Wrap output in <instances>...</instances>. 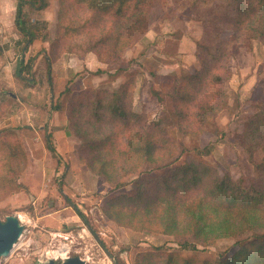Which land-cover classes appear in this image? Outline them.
Masks as SVG:
<instances>
[{"label":"trees","instance_id":"16d2710c","mask_svg":"<svg viewBox=\"0 0 264 264\" xmlns=\"http://www.w3.org/2000/svg\"><path fill=\"white\" fill-rule=\"evenodd\" d=\"M60 1L56 32L50 42V56L46 57L49 84L51 61L63 54L84 57L93 53L108 68L113 66L119 72L124 70L123 50L144 37L153 20L162 22L188 12L189 19L201 24L194 50L199 69L174 77L165 90L151 91L160 103L165 98L172 103L171 115L164 111L151 119L144 112L134 111L132 77L114 89L62 91L68 96V128L79 140V156L92 168L99 163L97 173L112 189L124 187L121 178L137 174L141 163L167 155L164 167L139 173L132 193H122L103 205L105 215L124 227L141 230L145 225L161 224L162 232L175 238L177 249L154 247L138 253L135 264H264V158L253 161L255 153H264V97L240 135L241 145L253 163V176L234 179L229 173L221 175L195 157L176 165L180 143L177 145L172 137V133L184 137L203 131L219 134L216 118L228 108L231 73L227 66L232 50L252 40L264 45V0ZM26 6L40 11L46 8L47 1L16 0L14 24L20 34L16 44L22 55L19 77L32 69L33 59L25 61L23 56L37 38L36 29L26 18ZM226 30L230 35L224 39ZM100 73L103 71L98 70ZM50 139L48 135L46 148L59 158ZM193 150L198 155L210 151L208 146ZM25 158L21 141L12 131L0 130V166L7 173L0 174V191L21 187L15 163ZM113 172L119 173L115 181ZM180 209L190 212V222L185 227L178 225L176 212ZM229 220L235 221L233 226ZM224 238L233 239L232 246L237 250L215 260L182 254Z\"/></svg>","mask_w":264,"mask_h":264},{"label":"rangeland","instance_id":"374dc122","mask_svg":"<svg viewBox=\"0 0 264 264\" xmlns=\"http://www.w3.org/2000/svg\"><path fill=\"white\" fill-rule=\"evenodd\" d=\"M46 1V8L40 11L26 6L28 10L25 15L29 24L36 29L38 37L46 39L50 36V40L46 46L40 44L32 47L33 50L36 49V54L27 58L33 59L31 71L25 70L22 78L15 75L9 77L11 87L6 88L3 95L0 94V130L12 131L21 141L26 154L23 161L15 163L21 187L0 191V220L11 214H17L18 217L22 215L23 220L20 221L25 226L9 257L0 258V264H42L49 259L58 261L66 256H78L87 264H135V257L140 252L160 246L170 251L177 249L175 238L164 234L161 224H157V227L145 225L141 230L131 229L109 219L103 212L105 201L134 191V181L140 172L144 175L164 167L167 155L159 156L157 161L141 163L137 174L121 178L126 184L124 187L112 189L97 173L100 164L96 163L92 168L89 162L79 156L76 148L79 140L68 128V96L61 98L58 94L63 93V88H68L71 92H80L88 87L114 89L132 77L135 85L134 111L144 112L151 119H157L164 111L171 115L172 103L166 98L164 103H160L152 96L151 91L165 90L174 77L188 75L199 69L193 53L195 44L191 43L202 32L201 24L192 23L188 12H182L177 17L170 16L162 22L153 20L145 36L123 50L124 70L119 72L113 66L108 68L93 53L91 54L103 69L97 67L96 70H90L83 64L78 68H71L69 73L60 71L61 66L66 67L69 63V55L74 53L63 54L61 57L65 58V62L59 63L57 70H53L51 65L58 59L51 61L52 84H49L46 57L50 56V42L56 32L61 1ZM166 23L170 25L167 26ZM17 34L20 39L18 31ZM229 35L230 31L226 30L222 37L227 39ZM181 36L190 38L184 39L182 53L178 50L177 40ZM36 47L40 49L37 50ZM39 57L40 63L35 67ZM76 69L78 70L75 71ZM227 69L231 73L227 86L229 100L228 108L222 110L216 118L219 134L203 131L181 137L172 133L177 145L180 143L177 155L181 153L174 164L179 165L195 157L212 165L219 174L229 173L237 179L253 176L254 173L253 163L241 145L240 135L246 121L256 113L264 97V45L252 40L249 44L234 46ZM98 70H102L105 75L97 74ZM3 74L0 71V81L6 87ZM71 82V88L67 87ZM31 84L35 85V92L29 90L24 94L26 88H33ZM53 85L55 89L51 96L50 88ZM17 97L20 98L18 102ZM20 102L31 107L25 110ZM37 105L39 106L36 107ZM59 108L63 112L60 113V120L64 119L65 123L54 125L50 115ZM39 112H42L43 117L37 116ZM11 116L16 117L10 120ZM40 126L42 128L39 129ZM58 130H63L66 134L62 140L54 136ZM48 135L51 136L50 141L55 145L59 158L53 157L46 148ZM205 146L210 149L207 155H198L193 150ZM183 148L186 149L184 152ZM177 155L174 157H178ZM262 158L264 153L257 152L253 161L258 162ZM4 171L0 166L1 175H7ZM111 175L115 181L119 173L113 172ZM183 210L176 212L180 227H185L190 222V212ZM229 222L233 226L235 221ZM233 243L234 240L230 238L217 239L212 245L198 246L199 250L182 254L200 260H215L237 250L236 246H232ZM56 251L64 255L54 257L52 252Z\"/></svg>","mask_w":264,"mask_h":264},{"label":"crops","instance_id":"0c3cea01","mask_svg":"<svg viewBox=\"0 0 264 264\" xmlns=\"http://www.w3.org/2000/svg\"><path fill=\"white\" fill-rule=\"evenodd\" d=\"M26 8H28V7H26ZM26 8H24L25 12H26V10H28ZM15 9H16V0H0V71L1 72L3 71V73L5 74V75L3 74V76H4L3 81L7 85L5 87L4 84H2V80L0 81V94L1 95H3V93L6 92V88L11 87V82H9V79H8L9 77L11 78L12 75H15L18 78H22V77H19V68H20V61L22 59V57H21L22 55L20 54L19 48H17V45H15L16 41L19 39V35L17 34V28L14 24ZM44 18L46 19V17H43V19ZM189 21H191V20H189ZM192 23L198 24V22H193V21H192ZM166 25L168 26V25H170V23L169 24L166 23ZM200 33H201V31H200ZM200 33H199V35H197V38H195V39L199 38ZM184 39L190 40V38H187L186 36H181L179 39H177L178 43H179L178 50L181 53L184 52V45H185ZM195 39H194V42L192 41L191 44H193V43L195 44ZM49 40H50V36H48L46 39H43V37H40V36L38 37V34H37V38L33 41V45L30 47L29 51L23 56V59L27 60V58L30 55L32 57H34V54H36L35 53L36 49L34 48V50H33L32 47L34 45L39 46L40 44L46 46L47 45L46 43H48ZM4 45H6V46H4ZM194 48H195V46H194ZM31 49L33 50V52ZM38 49H40V47H38L37 50ZM46 50L48 51V48H46ZM193 53H194V51H193ZM68 58H69V63L66 65V67L61 66L60 71L65 70V71H67V73H69L71 68L75 69V68L82 66L83 64L85 67H87L90 70H96L97 67L100 69H103V66L99 62H97V60L94 58V56L91 53L85 55L84 57H78L74 54H70ZM40 60L41 59L39 57L37 60V63L35 64V67L40 63ZM61 62H65V58L61 57V59L59 58L57 62H55L53 65H51V67L53 66V70H57V68L60 66L59 63H61ZM13 67H14V69H13ZM51 69H50V71H51ZM33 70L36 71L35 69H33ZM53 70H52V73H53ZM77 70L78 69H76L75 71H77ZM172 70H174V69H172ZM100 75H105V73H101ZM116 79H119V78H116ZM62 80H64V79H62ZM72 83L73 82L69 83L67 85V87L71 88L70 86ZM31 85H33V84H31ZM32 87H33L32 89L26 88L27 90L25 89L24 94H27V92H30L29 90H32L31 92H35L34 91L35 85H33ZM54 89H55L54 85L51 86V88H50L51 96H53ZM63 90H66V88H63ZM60 95H61V98H63V96H65L64 94L59 93L58 96H60ZM16 100L18 102V101H20V98L17 97ZM20 105L25 110L27 107H31V105L26 104V103L24 104L22 102H20ZM38 106L39 105H37L36 107H38ZM32 109H34V107H32ZM59 110H60V108L58 110H53L51 112L52 113L50 115V117H52L51 123H53L54 125H56L58 123H62V124L65 123L64 119H63V121L60 120V113H63V112H60ZM37 116L43 117L42 112H39L37 114ZM15 117L16 116H11L9 119L11 120ZM40 128H42V127L40 126L39 129ZM65 135L66 134L63 130H58L57 132L54 133L55 138H58V140L59 139L62 140L61 138L64 137Z\"/></svg>","mask_w":264,"mask_h":264},{"label":"water","instance_id":"95a60500","mask_svg":"<svg viewBox=\"0 0 264 264\" xmlns=\"http://www.w3.org/2000/svg\"><path fill=\"white\" fill-rule=\"evenodd\" d=\"M25 226L21 223L17 214H11L0 220V258L9 257L14 245L20 239ZM42 264H87L78 256L66 257L57 262L49 259Z\"/></svg>","mask_w":264,"mask_h":264},{"label":"bare ground","instance_id":"6f19581e","mask_svg":"<svg viewBox=\"0 0 264 264\" xmlns=\"http://www.w3.org/2000/svg\"><path fill=\"white\" fill-rule=\"evenodd\" d=\"M19 214H21V213H19ZM19 219L22 221L23 220V216L22 215H19ZM52 254L54 255V257L57 256V255H61V256L64 255L63 253H59L58 251L52 252Z\"/></svg>","mask_w":264,"mask_h":264},{"label":"built area","instance_id":"2783aa9c","mask_svg":"<svg viewBox=\"0 0 264 264\" xmlns=\"http://www.w3.org/2000/svg\"><path fill=\"white\" fill-rule=\"evenodd\" d=\"M67 257V256H66ZM66 257H62V258H66ZM86 262V261H85ZM87 263V262H86Z\"/></svg>","mask_w":264,"mask_h":264}]
</instances>
